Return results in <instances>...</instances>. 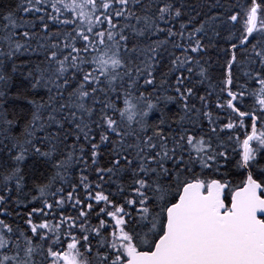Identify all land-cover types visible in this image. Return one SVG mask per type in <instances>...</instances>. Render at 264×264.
<instances>
[{"label": "snow or ice", "instance_id": "1", "mask_svg": "<svg viewBox=\"0 0 264 264\" xmlns=\"http://www.w3.org/2000/svg\"><path fill=\"white\" fill-rule=\"evenodd\" d=\"M40 2L41 0H36V4ZM139 2L140 0H52L51 6L56 15L46 14L47 21L58 22L62 27L73 26V29L64 33L59 31L49 33L48 38L52 35H62L64 39L62 46L59 43H52L50 46L38 43L37 47L45 49L47 53L45 66L37 65L36 74L33 75L30 71L28 76L34 80L33 88L43 84L48 88L49 93H52L53 88L56 91L54 95H50L47 105L29 101L35 111L30 125L26 126V138L21 141L10 135L8 137L15 140L13 149H18L15 156L11 155L12 149H9L8 155L13 167L7 168L8 161H0V166L6 168L5 172L0 173L3 182L7 185L15 181L16 188L20 189L24 181L20 165L26 160L29 151L46 158L47 161L54 160L57 141L61 138L64 124L68 123L74 127L76 142L68 145L71 151L51 165L54 172L49 176L48 182L36 186L44 206L52 209L53 204L46 199L51 187L58 180L61 182L65 180L74 159L77 163L80 161L86 163L83 155L86 149L83 145L79 148L80 155H76V146L81 137L86 144L91 145V159L92 164L95 165L98 157L97 149L100 146L92 142L95 138V130H99L100 143L109 141L110 136L114 134L118 137V141L113 142V154L116 158L112 160V167L96 168V173L101 181L105 173L110 179L123 178L130 174L132 179L128 185L131 189L129 196L133 198L126 196L123 204L118 205L102 191H97L92 197L90 185L84 183L87 177L81 175V183L89 192V199H95L98 204L103 202L105 205L100 208L97 217L106 214L113 223L107 225L104 219H100L97 226L87 227L88 219L84 211L79 213V217L84 218L82 223L79 218L73 219L71 216L63 215L59 224H50L45 220L36 225L29 219L32 237L24 232L20 233L27 245L23 249V257L20 255L19 239L12 241L10 236L6 238L3 232H0V250L7 249L10 244L16 249L15 254L12 255L0 251V264H39L33 258L36 253L45 257L48 264H264V180L258 181L249 172L246 179L231 189L230 203L227 202L226 191L229 190L230 182L206 179L202 173L196 171L197 164L202 170L211 169L219 157L225 156L224 152H214L210 141L206 142L203 137L197 139L186 132H181L178 138L172 136L173 143L170 148L169 137H166L163 131L157 128L154 135L149 136L146 134L147 124L140 122L146 120L150 110L155 108L154 104L149 101L143 111L137 112L136 106L127 98L129 95L127 91L124 93L123 108H115L114 102L108 99L110 93L117 92V79L123 81L124 76H131V68H128L123 75L118 71L126 67L121 58L122 44L125 52L133 51L144 55L149 61L145 68L150 69L157 49L168 43L167 39L155 40L151 45L143 48L133 45L129 49L127 47L129 37L125 34L127 29H131L137 37L165 32L168 37L177 36L172 28L162 27L161 23L167 25L172 19L180 17L179 7H174L172 3H165L159 6L154 16L147 10L143 15H138L130 10V5H136ZM151 6L150 3L148 7ZM20 7L25 14L42 11L33 6L32 0H28L27 7L18 5V8ZM113 8L116 9L114 12ZM62 9L69 12L72 18L60 20V15L63 14ZM259 10L260 5L256 3V0H252L251 7L246 11L245 34L239 41L241 46L245 45L249 37L258 30ZM132 18L135 19V24L126 22L121 25L119 23L120 19L130 21ZM228 19L236 22L239 17L237 14H232ZM3 20L7 23L0 24V83H5L9 79L2 73L7 62L14 61L18 54L36 51L28 43L36 35L34 31H31L35 27V22L17 19L12 10L3 15ZM39 23L43 26V31L47 32L48 22L41 17ZM141 23L142 27L139 26ZM105 24L107 28L103 27ZM180 27L179 36L183 38L184 25L181 24ZM98 28L99 31L96 30ZM18 29L22 31L18 33ZM203 29L204 25L201 23L200 27L189 34L188 47L193 53L198 52L201 41L195 40V46H192L191 40ZM259 30L264 31V24L259 25ZM21 38L24 42H20ZM77 43H81L83 47H77ZM173 48H183L185 53L188 51V48H184L182 44H173ZM231 48L236 49L237 44H232ZM252 48L255 56L259 57L261 69L254 76L249 73L246 75H250L259 88L249 92L245 86H241L242 91L227 92L230 97L227 100V108L238 114L241 125L246 117L252 121V130L245 135L243 141L240 142L237 137V143L242 146L238 164L244 168L254 162L257 153L264 148V131L258 133L256 128L260 116H264V48L257 50L255 44ZM191 60V56L185 55L183 59L176 57L172 60V64L183 68ZM235 60L236 55L233 52L231 59L228 60L229 68ZM89 64L93 66L92 70L85 72L84 68ZM18 67L16 63H12L13 72L17 71ZM70 71L71 75H69ZM192 71V68H188L189 73ZM136 72L139 76L141 69L137 68ZM148 75L151 77L153 73L149 71ZM78 77L82 78L78 80ZM176 80L177 84H183L182 76H178ZM74 83L75 87L72 86ZM134 83L130 79L128 88H133ZM153 83V79L145 81L146 85ZM227 83H232L230 71ZM68 89L71 90L68 91ZM176 91L180 93L181 90L177 87ZM65 92H67L66 97ZM186 92L192 95L193 89L187 88ZM98 93H103L105 99H99ZM246 95L256 97L260 116L255 114V110L245 112L236 106L234 101H242ZM181 97L184 98L183 93ZM140 98L143 99V93L140 94ZM167 99L174 98L167 97ZM200 99L204 101L205 98L201 96ZM57 100H59L58 104ZM97 105H101L100 118L93 120ZM45 107L49 111L46 117H42L41 110ZM184 107L187 110L186 100ZM217 107L223 108L224 105L218 104ZM109 109L118 111L121 117L127 116L129 125L135 116H139L140 120L137 123L140 125L139 131L145 133L143 138L141 139L136 132L121 130L119 122L107 114ZM205 115L209 116L211 123L210 114L205 113ZM5 123L11 122L5 121ZM224 127L233 129L235 125L229 122ZM52 128L56 130L51 131ZM37 131L45 132V135L38 139L39 145L48 143L47 151H42L41 146L34 142L33 137ZM129 136L135 138V143H126V137ZM67 138L65 133L63 140L66 141ZM185 138L188 145V159H185L183 143ZM253 141L256 142L257 147L252 146ZM132 152H135V156L130 158ZM169 164L171 167L168 166ZM100 186V184L96 185L98 188ZM75 189L76 185H73V190ZM62 192L63 189H57L56 193H52L53 196L61 194V198L54 201L57 207L65 203ZM113 195H124L122 183L118 185V192ZM67 198L72 200L73 192H68ZM3 199L4 197L0 196V200ZM80 203L81 201L77 198L73 207ZM126 206L136 208L138 219H136L135 227L129 228V221L133 219V216L131 212L125 211ZM109 207L112 210H109ZM92 208L93 205L89 203L88 209L91 211ZM65 223H67V232L64 235L70 237L66 248L61 236ZM107 227H111L112 230L108 236H104L101 233ZM0 228L6 229L9 234L13 231L3 220H0ZM77 228L82 233L79 237L74 234ZM91 234L99 237L95 253L91 244L93 238ZM33 237H39V243L34 244ZM45 244H47L46 249Z\"/></svg>", "mask_w": 264, "mask_h": 264}, {"label": "trees", "instance_id": "2", "mask_svg": "<svg viewBox=\"0 0 264 264\" xmlns=\"http://www.w3.org/2000/svg\"><path fill=\"white\" fill-rule=\"evenodd\" d=\"M151 7L149 8V4ZM165 3H172L174 7L181 9V16L174 18L167 25L161 23L162 27H170L177 33L176 37H168L167 33H159L151 36L145 35L143 37H137L131 29H127L125 34L128 35L129 40L127 47L131 49L133 45L137 48H143L151 45L155 40H168L166 45H162L157 49V54L154 60L151 61L152 67L150 69L145 68V65L149 63L145 59L144 55L138 52H125L123 44L121 45V58L126 65L125 68H120L118 71L123 75L128 68H131V76H124L123 81L117 79L116 81V93H110L108 99L114 102L115 108H123L125 95L127 91L129 93L128 99L136 102L139 107L145 109L150 101L155 105V108L150 110L149 116L146 120H141V123H146L148 126L147 135L153 136L154 132L159 128L163 131L166 137H169L168 145L172 147V136L179 137L181 132L194 135L197 139L204 138L206 142H211V147L214 152H224V157H219L218 160L212 165L211 169L202 170L199 165L196 166L197 173H202L206 179H219L222 182H230L229 190L227 193L234 189L236 185L246 179V173L242 166H239L240 153L242 146L237 143V137L240 142L243 141L245 135L251 130L252 121L250 118H244L243 125H241L240 117L227 108V100L230 99L226 92V73L228 67V60L232 57V44L239 45V41L244 33V20L246 18V11L252 5V0H140L136 5H130V10L136 12L138 15H143L147 10L150 15H155L159 6ZM256 3L260 5L258 11V30L254 32L249 41L240 48L233 49L235 52L236 60L231 65V80L230 91L239 92L243 89L241 86H245L250 92L252 89H258L259 85L254 79L250 78V75L254 76L257 71L261 69L259 63V57L255 56L252 46L257 45V50L264 48V31L259 30V25L264 24V0H256ZM32 4L35 8L42 9L39 13H27L23 12V8H18V5L28 6V0H0V24L7 23L3 20L9 10L15 13L17 19H24L27 21L35 22V27L31 29L36 35L28 41L32 48L36 51H29L23 55H17L14 61L7 62L2 69V73L9 79L5 83H0V161H8L7 168L13 167L8 155L9 149H12L11 155L15 156L18 149H13V143L15 140L8 138L9 135L19 140H24L26 126L30 125L32 114L35 111L33 105L29 101H35L37 104H48L50 95H54L56 89L53 88L52 93H49L48 88L43 84L33 88L32 84L34 80L28 76L31 71L33 75L36 74L37 65L44 67V61L46 56V50L37 47L38 43L50 46L52 43H59L61 46L64 44L63 36L52 35L50 38L49 33L56 32H69L72 31L73 26L62 27L58 22L47 21L46 14L56 15L52 9V0H41L39 4H36V0H32ZM116 9L113 8L114 12ZM62 15L60 20L71 19V14L62 9ZM99 14V13H97ZM232 14H237L239 19L236 22H232L228 19ZM43 17L49 24L48 31H43V26L39 23L40 18ZM215 19H212V18ZM135 24L136 21L132 18L130 21L119 20L122 25L124 23ZM80 22L77 20V24ZM204 25L202 32L196 34L195 38L191 40L192 46H195V40L201 41V47L198 52L193 53L189 44V34L194 29ZM181 24L184 25V37L181 38L179 33L181 32ZM142 27L141 25H139ZM107 28V24L103 25ZM86 28V25H85ZM99 31L100 29H96ZM20 29L17 30L19 33ZM118 31V29H117ZM20 42H24L21 38ZM173 44H182L184 48H188L187 53L183 51V48H173ZM77 47H83L81 43H77ZM66 54V53H65ZM149 55H151L149 53ZM187 56H191L192 60L187 63L183 68H178L172 64V60L176 57L183 59ZM91 57L89 56V59ZM254 61V62H253ZM16 63L19 67L17 71H12V63ZM92 65L89 64L84 68L85 72L92 70ZM140 68L141 72L137 75L136 69ZM188 68H192L191 73L188 72ZM151 71L153 75L150 77L148 72ZM203 73V75H201ZM98 74V73H97ZM71 75V71L69 72ZM178 76L183 77V84H177L176 78ZM82 77H78L79 80ZM103 79V78H102ZM134 81V87L129 89V80ZM153 79L152 85H146L145 81ZM63 81H61L62 83ZM75 87V83L72 85ZM104 86L103 84L101 85ZM180 88V93L176 91V88ZM187 88L193 89V94L188 95ZM71 89H68L70 91ZM143 93V99L140 98V94ZM181 93L184 94V98L181 97ZM65 97L67 92L64 93ZM99 99L104 100L105 95L103 93L97 94ZM119 95V99H117ZM205 99L201 101L200 97ZM167 97H173L174 99H167ZM185 100L188 108L185 109ZM59 103V100L56 101ZM237 107L241 111L253 112L260 116L259 105L257 104L256 97L252 95H246L242 101H234ZM218 104L224 105L223 108L217 107ZM100 107L96 106V114L92 117L93 120H99ZM140 110V112H141ZM49 109L45 107L41 110V116L46 117ZM143 111V110H142ZM205 113H209L211 117V123L209 122V116ZM119 122L121 130H128L136 132L143 138L145 133L139 131L140 125L137 123L140 120L139 116H135L133 121L129 125L127 116L121 117L118 111L111 109L107 112ZM5 121H10V124H6ZM234 123L233 129H227L224 127L227 123ZM7 130V131H6ZM52 128L51 131H55ZM264 131V116H260V120L257 125V132ZM61 138L57 141V152L55 159L47 161L42 156H37L29 151L26 156V160L20 165L22 168V175L24 181L20 189L16 188L15 181L5 184L0 177V196L4 199L0 200V220H3L12 228V233L9 234L6 229L0 228L5 233L6 238L10 236L12 241L19 239L20 243V255L23 249L27 246L23 237L20 236L21 232H24L27 236L32 237L31 225L28 223L31 219L33 224L39 225L47 220L50 224H59L63 216H71L73 219L79 218L82 223L84 218L79 217L80 211H84L87 214L88 225L87 227H95L99 224L100 219H104L107 225H111L113 221L106 214L97 217L100 208L105 207L103 202L99 204L95 199H89V192L85 190L83 183H81V175L87 177L84 183H88L91 189L92 197L95 196L97 191H102L103 194L108 195L118 205H122L126 196H129L131 189L129 184L131 183V175L128 174L123 178L112 177L109 178L107 173L103 174L104 179L101 181L96 168L106 169L112 167V160L115 159L113 154V142L118 141V137L114 134L110 136V140L104 143H100L99 130L94 132V140L92 142L99 144L98 157L96 164H92L91 159V145L86 144L81 137L79 143L76 146V155H80L79 148L83 145L86 151L83 153L86 163L73 160L72 167L67 171L65 180L63 182L57 181L49 190V194L46 199L49 203L53 204L52 209H48L44 206L43 199L40 198L37 185H42L48 182L49 176L54 172L52 164L55 160L61 159L63 155H66L71 149L68 145L75 143L76 130L68 123L64 124V129L61 130ZM67 133V140H63V135ZM45 135V132L37 131L34 142L41 146L42 151H47L49 145L45 142L43 145H39V139ZM126 143H135V138L132 136L126 137ZM184 143L185 159H188V145L186 138ZM253 147H257L255 141L252 142ZM195 155V153H192ZM135 156V152L131 153V157ZM171 167V165H168ZM250 172L253 177L258 181L264 180V148H261L257 153L254 162L249 164ZM6 171L5 167L0 166V173ZM122 183L124 185V195H113L118 192V185ZM97 184L101 186L96 187ZM73 185H76V189L73 190ZM57 189H63L62 195L65 203L57 207L54 203L55 200L61 198V194L55 196L52 193H56ZM68 192H73L72 200H68ZM35 198V199H34ZM79 199L81 203L75 204L76 199ZM129 198H133L129 196ZM93 205L92 210L88 209V204ZM138 207V205H137ZM37 209L39 211H33ZM109 210H112L109 207ZM125 211L131 212L133 219L129 221V228L135 227L137 217L136 208L125 207ZM31 214V215H30ZM126 219H128L126 217ZM111 227H107L102 231V235L108 236L111 232ZM46 232L47 230H41ZM67 232V223L63 226L61 236L64 239V247L66 248L70 237L65 236ZM78 237L82 233L78 230L74 232ZM91 240L93 247V253L96 251V245L99 237H95L94 234ZM110 239V236L108 237ZM33 242L39 243V237H33ZM11 245V244H10ZM45 249L47 244L44 245ZM83 251V248H81ZM9 253H15L14 249H11ZM39 264H48V260L45 257L40 256L38 253L33 257Z\"/></svg>", "mask_w": 264, "mask_h": 264}, {"label": "rangeland", "instance_id": "3", "mask_svg": "<svg viewBox=\"0 0 264 264\" xmlns=\"http://www.w3.org/2000/svg\"><path fill=\"white\" fill-rule=\"evenodd\" d=\"M226 74H227V73H226ZM129 101H130L131 104H133V105L136 106V109H135V110H136L137 112H140V110H141L142 107H139V106L137 105V103H136V102H133L132 100H129ZM142 110H144V109H142ZM142 110H141V111H142ZM0 232H3V231L0 230ZM3 234L5 235L4 232H3ZM11 249H14L15 252H16V249H15L14 247H12V245H9L7 249H5V250H0V251H3V252H5L6 254H9V255L15 254V253H11V254L9 253V251H10ZM21 254H22L21 257H23V252H22Z\"/></svg>", "mask_w": 264, "mask_h": 264}, {"label": "water", "instance_id": "4", "mask_svg": "<svg viewBox=\"0 0 264 264\" xmlns=\"http://www.w3.org/2000/svg\"><path fill=\"white\" fill-rule=\"evenodd\" d=\"M250 38V37H249ZM244 46V45H243ZM240 47H242L240 44L239 45H237V48H240ZM232 55H233V49H232ZM231 68V67H230ZM230 68H229V65H228V67H227V74H226V91L228 92L229 91V87H230V84H228L227 83V81H228V79H229V71H230ZM236 114V113H235ZM238 115V114H237ZM252 125V124H251ZM257 125H258V123H257ZM256 128H257V126H256ZM252 130V129H251ZM251 130H250V132H251ZM243 169H244V171H245V173H246V177H247V175L249 174V172H250V170H249V168L247 167V168H244L243 167Z\"/></svg>", "mask_w": 264, "mask_h": 264}, {"label": "bare ground", "instance_id": "5", "mask_svg": "<svg viewBox=\"0 0 264 264\" xmlns=\"http://www.w3.org/2000/svg\"><path fill=\"white\" fill-rule=\"evenodd\" d=\"M229 90H230V87H229ZM227 92V91H226Z\"/></svg>", "mask_w": 264, "mask_h": 264}]
</instances>
